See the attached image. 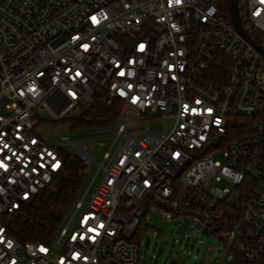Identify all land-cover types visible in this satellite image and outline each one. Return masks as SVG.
<instances>
[{"label":"built area","instance_id":"built-area-1","mask_svg":"<svg viewBox=\"0 0 264 264\" xmlns=\"http://www.w3.org/2000/svg\"><path fill=\"white\" fill-rule=\"evenodd\" d=\"M236 6L248 39L219 0H0V264H139L154 210L233 234L232 264H264V0ZM94 88L169 124L117 122L55 241L17 240L5 219L61 172L56 140L70 142L43 132Z\"/></svg>","mask_w":264,"mask_h":264},{"label":"rangeland","instance_id":"rangeland-1","mask_svg":"<svg viewBox=\"0 0 264 264\" xmlns=\"http://www.w3.org/2000/svg\"><path fill=\"white\" fill-rule=\"evenodd\" d=\"M93 91V90H92ZM86 93V98L80 103L77 110L72 112L69 117L77 115L83 103L89 99L91 92ZM126 119L134 127H146L155 124L168 125L169 121L163 118L140 117L134 111L127 110L119 115L118 119L109 125H97L91 127L73 128L66 122H53L50 127L55 131H44V139L49 141L57 137V134L70 137L69 143H63L56 140L63 151L69 155H75L82 159L84 168L81 185L78 190L76 200L79 199L87 189L98 163L102 159L103 153L108 149L111 143V131L117 122ZM76 143H80L94 156V161L88 163L80 155ZM214 159L223 162V151L216 150ZM222 187L232 186L225 181H220ZM238 193L232 191L228 201L236 205L239 204ZM67 211L62 221L51 237L53 243L57 237L58 230L62 227L67 215ZM225 237H228L227 242ZM137 253L139 264H168L174 261V264H232L234 255L232 247L234 246V235L229 233L208 234L204 232L190 233L187 230V221L183 217H174L165 219L156 210L148 211L141 224L137 236Z\"/></svg>","mask_w":264,"mask_h":264},{"label":"trees","instance_id":"trees-1","mask_svg":"<svg viewBox=\"0 0 264 264\" xmlns=\"http://www.w3.org/2000/svg\"><path fill=\"white\" fill-rule=\"evenodd\" d=\"M223 14L229 15V0H219ZM105 92L94 88L77 115L63 121L73 128L91 127L114 123L123 111V103L114 98L105 101ZM237 119H247L237 117ZM236 129L229 135V140L245 132ZM63 168L48 187L43 189L18 211L5 219L10 234L17 240L48 241L60 225L63 215L73 205L81 185L84 164L81 158L62 151Z\"/></svg>","mask_w":264,"mask_h":264},{"label":"water","instance_id":"water-1","mask_svg":"<svg viewBox=\"0 0 264 264\" xmlns=\"http://www.w3.org/2000/svg\"><path fill=\"white\" fill-rule=\"evenodd\" d=\"M229 12H230V19H231L232 24L234 25V27L236 28V30L241 35L245 36L244 35V32L242 30L241 24L239 22V19H238L236 0H229ZM168 264H174V261H170Z\"/></svg>","mask_w":264,"mask_h":264}]
</instances>
